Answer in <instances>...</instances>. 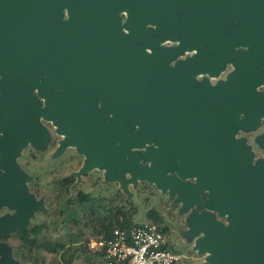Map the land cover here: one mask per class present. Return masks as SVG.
Instances as JSON below:
<instances>
[{
	"label": "water",
	"instance_id": "water-1",
	"mask_svg": "<svg viewBox=\"0 0 264 264\" xmlns=\"http://www.w3.org/2000/svg\"><path fill=\"white\" fill-rule=\"evenodd\" d=\"M241 3L0 0V73L5 72L0 89L4 90L6 82L14 84L0 96V208L14 211L0 215V235L17 230L27 233L34 212L44 208L43 200L29 192V175L16 161L29 143L46 148L49 133L39 121L42 116L53 122L62 137L60 147H76L85 155L82 171L103 168L106 179L119 181L123 187L127 185L126 174H130L135 183L147 180L185 201L183 211L189 212V226L201 233L196 248L205 254L202 264H264V193H256V174L243 183L227 177V157L233 153L227 152L220 127L211 125L216 115L213 106L200 99L203 108L197 112L191 110V103L180 101L177 90L169 88L170 83L165 86L161 79L165 73L159 66L170 57L169 52L147 56L134 40V35L144 37L145 21L173 38L177 28H182L184 45L201 42L207 47L195 56L196 65L218 58L217 63L222 65L238 43L227 41L223 30L231 17L239 15ZM126 6L130 10L126 25L133 28V35L121 30L118 12ZM64 9L68 11L66 20H62ZM179 10L181 27L176 16ZM238 36L240 30L230 37ZM48 40H55L54 45L43 46ZM208 49L218 57L204 58ZM235 58L239 65V54ZM50 59L54 60L52 64ZM43 73L49 75L41 84V93L48 96L51 88L56 91L41 109L31 90ZM240 73L237 70L231 79ZM113 82L121 84L119 91L114 90L119 92V107L113 90L105 92ZM100 84L102 104L98 107L95 89ZM182 105L185 109H180ZM217 110L225 114L224 109ZM229 114L234 125L237 112L231 109ZM180 117L193 125H204L198 129L191 125V131L184 129L188 134L179 138ZM134 124L139 127L137 131ZM194 131L198 133L195 138ZM144 139L154 145L145 147ZM141 158L151 161V166L142 165ZM176 159L181 160L179 166ZM169 170L183 177L196 176V183L168 176ZM206 190L205 209L189 211L191 200H197ZM215 214L226 215L229 223L217 220ZM0 264H18L10 246L1 240Z\"/></svg>",
	"mask_w": 264,
	"mask_h": 264
},
{
	"label": "flooded vegetation",
	"instance_id": "flooded-vegetation-1",
	"mask_svg": "<svg viewBox=\"0 0 264 264\" xmlns=\"http://www.w3.org/2000/svg\"><path fill=\"white\" fill-rule=\"evenodd\" d=\"M241 1V11L239 15L231 17L229 24L224 27L223 30V34L226 36L225 39L227 41L232 42V44L236 42L238 43L228 52L227 58L222 65L217 63L219 58L216 62L213 61L211 63L196 65L197 60H195V56L198 55L201 49L207 47L201 42H193L190 47L184 45L182 43V28H177V31L175 32L176 37L173 38L170 34L159 30L155 24H152L150 21H145L143 28L145 31L144 37H137L134 35V40L136 42V47L138 49H143L147 56H152L155 53L158 54L163 51L169 52L170 57L162 61L159 66L161 71L165 73L161 79L164 81L165 86L166 83H170L168 87L177 90L176 92L179 95L180 101L184 104L191 103L193 105L191 110L197 112L203 108V105L199 103L200 99L207 100L209 104L213 106L216 115L214 116V122L211 125H218L220 127L218 130L219 134L226 137L227 140L225 141L227 152L230 154L233 153L227 157L228 170L225 174L231 179H237L240 183H243V180L246 178H253L254 174H256V180L259 181L256 193L260 196L264 193V0ZM129 13V6L119 10V21L121 24V30L126 34L133 35V28L127 27L126 25L127 15ZM176 16L178 17V23L181 27L183 25V18L181 17L180 10L176 12ZM66 19H68V11L64 9L62 11V20ZM239 30L240 36L235 39L230 37L234 32ZM159 35L160 37H158ZM156 39L158 40L156 41ZM54 42L55 40H48L43 46L54 45ZM223 43L224 42L221 44ZM207 51L206 56L204 55V58H207V60H209L210 57H218L217 52L215 53L214 50L208 49ZM237 54L240 56V66L236 63L235 56ZM207 60L203 59V61ZM53 62L54 60L50 59L49 64H52ZM112 64H114V61H112ZM237 70L241 71L240 75H235V77L231 79V76ZM4 73L5 72L0 73V80L3 78ZM48 75L49 74L43 73L37 79V83L31 90V94L37 98L41 109L46 106L47 97H51L56 91V89L51 88L48 90V96L41 93V84ZM5 84L4 90L0 89V96L7 91L9 84L12 87L14 85L11 84V82H6ZM218 85L219 87L217 88ZM120 87L121 84L118 82L110 83L109 88L105 87V92H107V90H113L114 96L116 97L115 103L117 107L120 105V100L118 99L119 92H115L114 90L117 89L116 91H119ZM99 90H103L101 84L99 85V88L95 89L96 97H98ZM194 98H198V100H195V102L190 100ZM101 104L102 99L98 97L97 106L100 107ZM216 108L224 109L225 114L222 116V112ZM180 109L185 108L182 105ZM231 109H233V112H237V118L234 125L230 122L229 112ZM180 119L182 122L180 123L178 135L179 138H183L188 134L184 132V129L191 131L190 126L194 123L184 121L185 118L183 117H180ZM189 119L190 118L188 117L187 120ZM39 121L49 133V144L54 138L51 132V127L54 129V132L57 133L55 125L51 120L45 119L42 116ZM195 124L196 125H193L192 128L197 127L198 129L204 125ZM233 126H235L232 133L233 141H230L229 139ZM138 128V125L134 124V131H137ZM215 132L213 131L212 134ZM191 134L193 133L191 132ZM194 135H198V133L194 131L193 138H195ZM1 137H3L2 133H0V139ZM129 138L130 136H128V139ZM143 142L145 147L154 145L153 142L149 143L146 139H144ZM60 143L61 138L58 142L59 146ZM30 145L32 144L29 143L28 146ZM32 148L36 152L41 151L37 150L34 145H32ZM131 151L133 152L135 149L132 148ZM54 157L55 156L52 154L53 159ZM40 159L41 154H27L23 158L22 165L23 167L24 165L27 167L34 166ZM140 162L142 165L147 166H151L152 164L151 161H147L144 158H141ZM176 163L177 166H179L181 160L176 159ZM1 169L0 165V170ZM58 171L59 173L56 177L70 176L63 173L61 169ZM167 175L177 176L180 181L184 183H196V176L189 175L188 177H183L180 176L176 170H169ZM32 183H34V181H31L30 178L26 181L29 192L36 195L38 189L32 190L30 187V184ZM156 188L161 190L157 186ZM161 191L166 193L169 199L172 198L174 205H177L178 208L185 205V201L177 200V195H171L169 190ZM208 194L209 192L206 190L200 194V197L197 200L192 199L189 211L197 210L202 212L205 209L204 201L207 199ZM262 200L263 199H260V201ZM13 212L14 211L9 208L5 211V213ZM180 212L184 213L182 211ZM184 214L185 217L189 216V212L188 214ZM215 215L217 220L222 223H229L226 215ZM165 221L166 225L170 228L169 232L173 231L174 226L169 222L170 220L168 221L165 218Z\"/></svg>",
	"mask_w": 264,
	"mask_h": 264
},
{
	"label": "rangeland",
	"instance_id": "rangeland-1",
	"mask_svg": "<svg viewBox=\"0 0 264 264\" xmlns=\"http://www.w3.org/2000/svg\"><path fill=\"white\" fill-rule=\"evenodd\" d=\"M53 140L49 142L45 149L37 150L32 148V145L21 150L19 157L16 159L19 165H22L25 155H32L33 153L41 154V159L36 162L34 166H25L20 169L29 175L31 181V189H38L35 195L37 200H43L44 208L36 210L30 218L27 230L36 223H43L49 221L50 215L54 210L52 191V180L55 178L59 169L66 175H72L76 178L75 187L81 188L85 191H94L102 195L112 196L119 190L126 198L134 200L137 207V219L144 220L146 218V211L152 206L158 207L163 211L166 220H170L174 226V230L167 233L170 248L174 251L183 253V258L180 264H202L204 253H199L196 248V241L201 233L196 228H190L189 219L185 217L183 208H178L174 205L172 198L163 191L156 188L154 183L147 180H138L136 183L131 179L129 174H126L127 185L123 187L119 181L106 179L105 169L94 167L89 170L82 171L85 155L79 152L76 147H60L58 142L62 138L58 133L54 132L51 127ZM62 140V139H61ZM52 154L55 156L52 158ZM54 162V163H53ZM25 168V169H24ZM6 207L0 208V215L4 214ZM180 211L184 212L181 213ZM4 235V236H2ZM62 235L60 227L51 226L47 237L59 238ZM0 240L5 242L11 248V253L18 264H60L59 254L51 252L49 247L40 243L37 247L36 258L34 261L27 259V250L19 248V238L17 231L5 232L0 235ZM81 257H77L73 264H82Z\"/></svg>",
	"mask_w": 264,
	"mask_h": 264
},
{
	"label": "trees",
	"instance_id": "trees-1",
	"mask_svg": "<svg viewBox=\"0 0 264 264\" xmlns=\"http://www.w3.org/2000/svg\"><path fill=\"white\" fill-rule=\"evenodd\" d=\"M75 185L72 175L53 179L54 210L50 219L34 224L27 233L17 230L20 243L16 253L19 248L26 249L27 259L34 261L38 245L44 243L51 252L59 254L60 264H73L77 257H81L82 264H105L103 251L90 250L91 238H107L115 228L129 230L145 221L156 223L166 235L169 232L160 208L152 206L144 220L137 219L134 200L124 197L119 190L107 196ZM51 226L62 229L59 238L47 237Z\"/></svg>",
	"mask_w": 264,
	"mask_h": 264
},
{
	"label": "built area",
	"instance_id": "built-area-1",
	"mask_svg": "<svg viewBox=\"0 0 264 264\" xmlns=\"http://www.w3.org/2000/svg\"><path fill=\"white\" fill-rule=\"evenodd\" d=\"M89 248L103 251L105 264H180L183 258L170 248L168 236L150 221L129 230L115 228L107 238H91Z\"/></svg>",
	"mask_w": 264,
	"mask_h": 264
},
{
	"label": "crops",
	"instance_id": "crops-1",
	"mask_svg": "<svg viewBox=\"0 0 264 264\" xmlns=\"http://www.w3.org/2000/svg\"><path fill=\"white\" fill-rule=\"evenodd\" d=\"M183 254V253H182ZM204 259H205V256H204V258H203V261H204Z\"/></svg>",
	"mask_w": 264,
	"mask_h": 264
}]
</instances>
